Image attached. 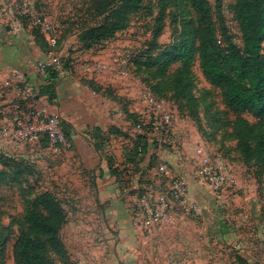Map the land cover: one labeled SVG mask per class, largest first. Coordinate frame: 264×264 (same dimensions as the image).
I'll return each mask as SVG.
<instances>
[{"label":"rangeland","instance_id":"rangeland-1","mask_svg":"<svg viewBox=\"0 0 264 264\" xmlns=\"http://www.w3.org/2000/svg\"><path fill=\"white\" fill-rule=\"evenodd\" d=\"M236 1L209 0L215 10L219 41H229L242 51ZM91 3V0H0V130L12 127L16 119H26L33 108L41 109L26 100L24 85L18 80V76H23L30 84L23 65L29 66L45 55L37 52L34 43V34L38 33L32 30L33 18L43 19L47 31L56 36L54 50L60 56L64 74L78 81L95 74L85 75L84 65L96 62L107 65L102 77L111 81L112 88L127 102H132L133 110L142 109L139 99L145 90L130 66L144 62L147 57L155 59L173 43L188 42L193 49L198 47V24L189 0H142L140 11L131 18L127 29L107 42L84 49L79 44L81 34L102 24L104 19L94 15ZM159 18L162 27L153 47ZM261 55L264 56V42ZM65 65L68 67L64 69ZM140 71V78L145 79L148 87L166 97L163 101L172 112L174 134L168 138L176 141L184 155L189 153L190 145L192 151L195 146H204L214 159L229 167L227 171L235 177L234 185L216 192L197 181L193 190L188 187V199L194 209L179 208L172 223L145 233L141 229L138 192L145 186L156 187L159 182L156 164L152 163L154 152H172L158 143V135H150L146 165L136 178L133 190L136 194L125 200L129 201L126 213L109 212L106 198H99L95 181L98 167L90 149L62 156L44 155L38 162L29 161L33 167L28 172L18 171L10 162L0 160V172L8 181L0 182V264H17L13 235L18 232L31 241L33 250L43 256L44 264H264V165L246 162L241 157L233 126L238 115L224 107L220 91L206 82L196 53L185 76L178 64L155 78L156 67L152 68V74L142 66ZM185 94L191 99L183 100ZM87 97L88 94L82 97L83 102L66 107L93 106L96 101ZM239 117L250 124L255 121L250 113ZM103 120L108 122L107 117ZM87 122L92 123L90 119ZM262 127L264 130V121ZM104 140L100 137L97 154L107 161L101 143ZM189 164L187 161L186 169L192 167ZM168 166L175 176L172 166ZM121 170L122 165L117 168L118 173ZM34 192L48 193L59 206L61 219L56 239L62 245L63 257L55 252L48 236L33 232L23 218L27 207H34L41 219L52 218L41 202L32 197ZM127 223L128 228H124Z\"/></svg>","mask_w":264,"mask_h":264},{"label":"trees","instance_id":"trees-1","mask_svg":"<svg viewBox=\"0 0 264 264\" xmlns=\"http://www.w3.org/2000/svg\"><path fill=\"white\" fill-rule=\"evenodd\" d=\"M91 2L94 15L97 17L104 16V19L102 24L83 31L79 38V44L84 49L107 42L113 39L117 33L127 29L131 18L142 7V0H91ZM189 2L198 24V31L196 32L197 49H193L188 42L183 45L173 43L171 46L164 48L155 59L147 57L144 62L130 66L131 73L136 76V79L148 94L166 100L164 93L148 87L145 79L140 78L141 66L145 67L146 71L151 74L153 73L152 68L156 67V74L153 73L155 78L157 74L163 76L166 69L171 65L178 64L181 72H183L182 75L185 76L187 66L196 53L206 82L212 88L220 91L224 107L238 115L233 126L238 135V149L241 157L246 162L264 165V130L262 127L264 121V56L261 55V46L264 42V0L236 1L235 16L243 39L242 51L229 41H219L214 20L215 10L209 0H189ZM157 23L159 25L153 37V47L157 44L158 34L162 27L161 18L157 20ZM32 30L38 33V35L34 34L36 47L41 53L47 54L51 48L47 45L44 35L36 27H32ZM67 67L65 65L64 69ZM46 74V83L39 85L37 92L32 88L31 96L26 97L27 101L32 103L39 98H46L49 104L54 103L58 72L50 69ZM88 81L89 88L94 90L90 80ZM185 92L188 93L187 90ZM104 93L112 98L113 92L111 89L106 88ZM190 99L191 97L188 94L183 96V100ZM122 112L130 119L134 127L138 125L141 127V132L132 138L126 137L130 140V144L124 153L123 170L118 173L117 168L119 166L113 167L110 160L109 167L111 176L115 178L117 184L125 187V189H131L130 183L135 178H139L141 164L144 162L148 151H150L149 138L151 132L150 127L145 124L144 118L129 113L126 106H123ZM242 113H250L255 121L252 124L248 123V121L239 117ZM61 127L66 138L71 141V135L66 129L64 121L61 122ZM98 132L100 133V131ZM100 137V135H97L95 139L99 140ZM97 144L93 145L96 151L99 147ZM46 146L45 139H41L38 147L45 149ZM152 158V163L155 165L158 160L154 155ZM0 160L10 162L14 168L21 172H28L33 167L27 160L13 159L2 154H0ZM2 180L3 183L8 182L4 173L0 172V182ZM120 181H122V184ZM142 188L138 192L140 195L144 193V188L147 187ZM133 190L131 193L135 195L136 192ZM32 197L41 202L42 207L47 209L52 218L51 220L41 219L36 215L34 207H27L28 210L23 216L24 220L30 224L33 232H42L48 236L53 242L55 252L59 257H63L62 245L56 239V232L61 219L58 204L48 193L38 194L34 192ZM13 236L17 264H44L43 256L33 250L29 239H26L19 232Z\"/></svg>","mask_w":264,"mask_h":264},{"label":"built area","instance_id":"built-area-1","mask_svg":"<svg viewBox=\"0 0 264 264\" xmlns=\"http://www.w3.org/2000/svg\"><path fill=\"white\" fill-rule=\"evenodd\" d=\"M31 24L41 31L51 48L44 59L31 63L32 68L45 76L50 69L57 71L58 74L64 72L60 68V56L54 50L57 45L56 36L47 31L43 19L33 18ZM18 80L24 85L26 97L31 96L33 88L31 84L23 76H18ZM140 101L143 106L139 116L145 119L151 135H158V143L166 145L172 153L177 154L179 147L176 141L168 138L169 134H173V116L166 102L151 96L146 91ZM62 121L58 112L48 113L43 109L33 108L26 119H16L12 127L0 130V154L13 159H22L16 157V154L20 155L32 150L39 145L41 139H45L47 143L46 148L41 149L42 156L67 154L72 148V143L62 130ZM136 129L141 132L139 125ZM192 152L196 161V169L193 173L196 181L216 192L234 185L235 177L227 171L229 168L219 159H214L204 146H195ZM145 165L146 163L143 162L141 167ZM155 175L159 179L156 187L144 188V193L137 200L141 229L145 233L172 223L174 212L179 208L194 209L193 203L188 199L187 181L180 176H172L166 162H156Z\"/></svg>","mask_w":264,"mask_h":264},{"label":"crops","instance_id":"crops-1","mask_svg":"<svg viewBox=\"0 0 264 264\" xmlns=\"http://www.w3.org/2000/svg\"><path fill=\"white\" fill-rule=\"evenodd\" d=\"M22 48L24 49V47ZM36 49L37 52H39V49ZM39 54L41 53L39 52ZM97 57L100 58L99 56ZM44 58L45 55L43 56V59ZM107 68V65L98 62L94 63L92 66L84 65L82 72H85V75L95 74L78 81L72 76L68 77L66 73H59L55 84L56 100L54 103L49 104L46 98H39L32 103L33 105H40L41 109L48 113L58 112L61 115L62 120L65 122L66 129L71 135V152L90 149L95 153L94 155L97 162L96 167H98L95 171V181L97 182L96 186L99 198H106V208L109 212L126 213V208H129L127 207L129 201L125 200L133 198L134 194H132L131 191L135 188L138 177L130 183L132 189H125V187L119 186L115 178L111 176L109 160L113 167L120 165L124 167V153L130 144V140L126 137L132 138L136 134H139L136 126L134 127L130 119L123 114V106H126L129 113L137 115H140L142 109L133 110L132 102H127V99H125L117 89L112 88L111 81L102 77L101 73H104ZM23 69L26 70L28 74L27 80H29L31 86L37 92V87L46 83V76L36 72L31 65H23ZM88 80H90V84L93 85L94 90L93 88H89ZM106 88L112 90V98L105 95L104 92ZM87 94V99L90 98L96 101L93 106L87 104L81 105L80 109L75 107L69 109L66 107V104L72 105L77 102H83L82 97L87 96ZM142 95L143 94H141V97ZM140 99L139 102L142 108L143 104ZM105 117H107L108 121L106 123L103 120ZM112 118L114 119L112 120ZM88 119H90L92 123H88ZM98 131H100V133ZM97 135L105 138L104 142L102 141L101 143L103 145L102 147H105V153L107 152V161L105 158L98 156V152L93 147L94 144L99 143V140L95 139ZM175 135L179 138L176 133ZM189 148V153L187 155H184L179 149L177 154L172 152H162L158 154L155 152V156L159 162H166L168 165L172 166L175 174L185 179L188 183L189 190H193L198 184L193 176L194 170L196 169V161L193 158L191 145ZM40 152L41 148L37 146L23 154H16V157L31 162H38L43 157ZM187 161L190 162L189 165H192L189 169H186L188 166ZM123 225L124 228H128L129 224Z\"/></svg>","mask_w":264,"mask_h":264}]
</instances>
